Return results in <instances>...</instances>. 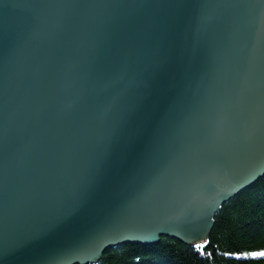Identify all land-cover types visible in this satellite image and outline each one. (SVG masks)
<instances>
[{
    "label": "water",
    "instance_id": "95a60500",
    "mask_svg": "<svg viewBox=\"0 0 264 264\" xmlns=\"http://www.w3.org/2000/svg\"><path fill=\"white\" fill-rule=\"evenodd\" d=\"M263 176L264 0H0V264L202 244Z\"/></svg>",
    "mask_w": 264,
    "mask_h": 264
},
{
    "label": "trees",
    "instance_id": "16d2710c",
    "mask_svg": "<svg viewBox=\"0 0 264 264\" xmlns=\"http://www.w3.org/2000/svg\"><path fill=\"white\" fill-rule=\"evenodd\" d=\"M213 222L203 255L166 237L153 247L125 244L110 248L95 264H264V257L225 255L264 251V176L224 203L213 216Z\"/></svg>",
    "mask_w": 264,
    "mask_h": 264
},
{
    "label": "snow or ice",
    "instance_id": "6c2138e0",
    "mask_svg": "<svg viewBox=\"0 0 264 264\" xmlns=\"http://www.w3.org/2000/svg\"><path fill=\"white\" fill-rule=\"evenodd\" d=\"M154 235V234H153ZM141 239H151L152 236H143V237H139ZM209 243V241L205 240L202 244L198 243V244H194L193 247L197 250L201 252V255H203V249L205 248V246ZM225 255H233L236 256L237 258H241V257H247V256H251V257H264V251H259V252H235V253H225ZM137 259H139V257H137Z\"/></svg>",
    "mask_w": 264,
    "mask_h": 264
},
{
    "label": "bare ground",
    "instance_id": "6f19581e",
    "mask_svg": "<svg viewBox=\"0 0 264 264\" xmlns=\"http://www.w3.org/2000/svg\"><path fill=\"white\" fill-rule=\"evenodd\" d=\"M252 186V185H251ZM250 186V187H251ZM249 188V187H248ZM242 191H244V190H242ZM241 191V192H242ZM241 192H239V193H237L235 196H238ZM235 196H233L232 198H234ZM232 198H230L229 200H231ZM228 200V201H229ZM228 201H226L225 203H227ZM217 213V212H216ZM215 213V214H216ZM210 224H211V229H210V231L207 233V236H206V239L205 240H207V238H208V236H209V234H210V232H211V230H212V228H213V226H214V222H213V218H212V221L210 222ZM171 238V237H168V236H160V237H158L157 238V242L156 243H153V244H151V245H147V244H134V245H136V246H142V247H153V246H155V245H158L159 243H160V240H161V238ZM171 239H173V238H171ZM127 244H131V243H127ZM186 245V244H185ZM189 246H191V245H189ZM193 249H194V247L193 246H191ZM110 248H108L107 250H109Z\"/></svg>",
    "mask_w": 264,
    "mask_h": 264
},
{
    "label": "rangeland",
    "instance_id": "374dc122",
    "mask_svg": "<svg viewBox=\"0 0 264 264\" xmlns=\"http://www.w3.org/2000/svg\"><path fill=\"white\" fill-rule=\"evenodd\" d=\"M261 179V178H260ZM122 245H125V244H121V245H118V246H115L113 248H116V247H119V246H122ZM256 252H259V251H256ZM101 257V256H100ZM259 257V256H257ZM241 258H255V257H251V256H247V257H241ZM100 259V258H99ZM96 263V262H95ZM95 263H89V264H95Z\"/></svg>",
    "mask_w": 264,
    "mask_h": 264
}]
</instances>
